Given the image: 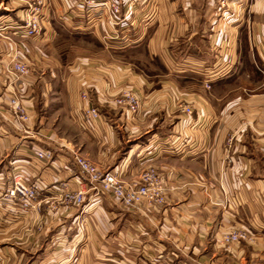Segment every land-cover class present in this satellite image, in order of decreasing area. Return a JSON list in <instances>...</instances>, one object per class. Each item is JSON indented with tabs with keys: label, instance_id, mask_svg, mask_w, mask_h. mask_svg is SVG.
<instances>
[{
	"label": "crops",
	"instance_id": "0c3cea01",
	"mask_svg": "<svg viewBox=\"0 0 264 264\" xmlns=\"http://www.w3.org/2000/svg\"><path fill=\"white\" fill-rule=\"evenodd\" d=\"M118 1L112 18L99 5L42 0L30 38L14 28L25 3L0 0V195L12 175L39 187L34 207L0 201V264H264V0H229L223 12L218 0ZM65 38L99 50L62 68L43 46ZM12 54L29 67L19 132ZM125 90L139 98L135 114L114 102ZM87 105L94 122L82 119ZM59 116L75 136L59 132ZM75 149L128 182L154 167L165 203L125 208L87 182ZM78 190L82 204L63 201ZM234 228L252 241L222 246Z\"/></svg>",
	"mask_w": 264,
	"mask_h": 264
},
{
	"label": "built area",
	"instance_id": "2783aa9c",
	"mask_svg": "<svg viewBox=\"0 0 264 264\" xmlns=\"http://www.w3.org/2000/svg\"><path fill=\"white\" fill-rule=\"evenodd\" d=\"M25 3L26 7L23 12L22 23L14 26L20 34L25 37H35L41 33V7L42 0H18ZM80 3L86 7H94L99 5L105 8L113 16L121 13V2L118 0H68ZM229 0H218V7L221 12L228 8ZM129 9V10H128ZM130 8L127 7L125 15L128 14ZM110 15V17H111ZM125 16L121 20H123ZM7 87H11V98L9 106L12 110L13 119L10 122L11 127L16 131L24 130V124L29 120L28 112L25 106L18 98V84L23 77L29 74V67L21 61L16 54H12L9 57V61L6 65ZM207 88H210L209 84H206ZM82 100L88 102V94L83 91L81 94ZM118 105L125 108L131 114H135L139 110V98L135 92L131 90H125L115 98ZM182 111L190 114L193 108L189 105L182 106ZM99 112L93 106L82 107V119L85 122H94L98 119ZM36 157L41 160H49L52 154L48 151L36 152ZM73 162L76 165L79 172L86 178L87 182L97 191L101 190L107 193H112L116 198H122L125 204L132 207V204L142 202L144 197L148 198L151 204H161L164 200L165 188L161 177L152 168H149L143 173L141 180L136 183L124 185L120 181V176L117 172H105L102 173L92 166L88 161L82 159L79 156L73 157ZM39 193V187L36 183L26 182V180L20 175H12L8 178V183L3 194L0 195V201L2 202H16L20 207L27 209L34 207L37 196ZM64 202L77 203L78 205L83 202V190L77 192L64 193ZM241 238L239 232H228L224 236V240L227 242H238ZM169 264H183L180 262H174Z\"/></svg>",
	"mask_w": 264,
	"mask_h": 264
},
{
	"label": "rangeland",
	"instance_id": "374dc122",
	"mask_svg": "<svg viewBox=\"0 0 264 264\" xmlns=\"http://www.w3.org/2000/svg\"><path fill=\"white\" fill-rule=\"evenodd\" d=\"M42 48V47H41ZM43 49L45 50V54L47 56V58H50V57H53V58H57L60 57L61 60H63V66L62 68L68 63V64H71V62L76 59L77 57L79 56H85L87 55L88 53H91L92 51L95 52L96 50L98 51L99 49L94 46V45H91V44H88V43H85V42H82V41H79L77 39H74V38H65V39H62V40H58L57 42H54V43H50L48 44L47 46H43ZM82 94V93H81ZM88 94V93H87ZM89 97V96H88ZM18 98L20 99L21 103L23 104L22 100H21V96L18 95ZM114 102L116 103L115 101V98H114ZM10 103V102H9ZM24 105V104H23ZM116 105H118L116 103ZM25 106V105H24ZM120 106V105H118ZM10 108V106H8ZM121 107V106H120ZM26 108V106H25ZM11 110V108H10ZM26 111H27V108H26ZM12 112V110H11ZM13 114V113H12ZM29 117V115H28ZM63 117V116H62ZM61 116H59L58 118V129H59V132H61V134H68L69 136H75L77 134V131H75V129L72 128V125L69 123H67L65 121V119H61L62 118ZM24 127H25V124H24ZM72 155L73 157L74 156H79L81 157L82 159L88 161L92 166H94L97 170H99L100 172L102 173H105V172H112L110 170H102L100 168H98L93 161L89 160L88 158H86L85 156H83L81 153H80V150L78 149H75L73 152H72ZM149 168H152L155 170L154 167L152 166H149L147 167L145 170H143V172L140 174L139 178L137 180H134V181H131V182H128V181H125L123 180L121 177H120V181L126 185V184H131V183H136V182H139L141 180V177L143 175V173H145ZM156 171V170H155ZM157 173V172H156ZM158 174V173H157ZM110 194L114 200L118 201L120 204H122L125 208H128V209H137L140 205L142 204H145L146 206H149V207H152V206H161L165 203V198H166V191L164 192L163 194V202L161 204H151L152 202L146 197H144V199H142V202H140L139 204L136 203L135 205L132 204V207H129L125 204V201H123L122 198H116L115 196H113L112 193H108ZM83 195H84V192H83ZM83 203V202H82ZM66 204L70 205V204H73V205H78L77 203H71V202H67ZM232 231H237L239 232L241 238L239 239L238 242H227L224 240V236L228 233V232H232ZM252 241V234L247 231L246 229H242V228H234V229H230L226 232H224L221 236V240H220V243L222 244V246H225V247H228L230 246L231 244H236V243H245V242H250ZM174 263V262H172ZM180 263H183V262H180ZM185 264V263H183Z\"/></svg>",
	"mask_w": 264,
	"mask_h": 264
}]
</instances>
